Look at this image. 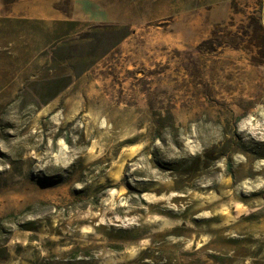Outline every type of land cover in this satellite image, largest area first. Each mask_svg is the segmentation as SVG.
I'll use <instances>...</instances> for the list:
<instances>
[{"label": "rangeland", "instance_id": "374dc122", "mask_svg": "<svg viewBox=\"0 0 264 264\" xmlns=\"http://www.w3.org/2000/svg\"><path fill=\"white\" fill-rule=\"evenodd\" d=\"M0 264H264V0H0Z\"/></svg>", "mask_w": 264, "mask_h": 264}, {"label": "trees", "instance_id": "16d2710c", "mask_svg": "<svg viewBox=\"0 0 264 264\" xmlns=\"http://www.w3.org/2000/svg\"><path fill=\"white\" fill-rule=\"evenodd\" d=\"M119 30H121V37L127 36L128 35V31L125 32V29L123 31V28H120ZM106 33H108V30L104 31ZM106 35V34H104ZM94 59L93 57H91V55H87L85 56V58L83 59H79V61H84L83 63L85 64L86 62H90L91 64V60ZM81 64V63H80ZM83 66V64H82ZM87 67H84L82 69H79L77 71V73H81L83 71H85ZM72 77L68 74H64V75H60L58 78H56V80H54V88L53 89H48V93L46 94V98L44 99V101L49 100L51 98H53L54 96H56L61 90H63L65 87L68 86V84H70ZM35 82L38 83L39 87H41L42 85H44V90L46 89L47 91V87H48V80L45 79H41V80H36Z\"/></svg>", "mask_w": 264, "mask_h": 264}]
</instances>
